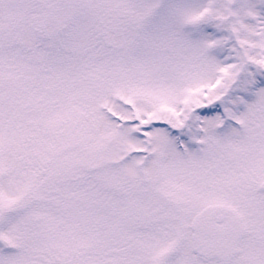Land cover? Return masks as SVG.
I'll return each instance as SVG.
<instances>
[{"label": "snow or ice", "instance_id": "obj_1", "mask_svg": "<svg viewBox=\"0 0 264 264\" xmlns=\"http://www.w3.org/2000/svg\"><path fill=\"white\" fill-rule=\"evenodd\" d=\"M0 264H264V0H0Z\"/></svg>", "mask_w": 264, "mask_h": 264}]
</instances>
